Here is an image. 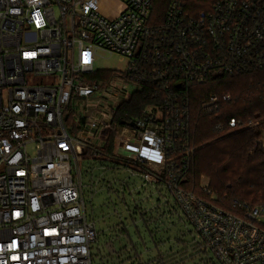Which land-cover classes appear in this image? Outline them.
Wrapping results in <instances>:
<instances>
[{
  "label": "built area",
  "instance_id": "built-area-1",
  "mask_svg": "<svg viewBox=\"0 0 264 264\" xmlns=\"http://www.w3.org/2000/svg\"><path fill=\"white\" fill-rule=\"evenodd\" d=\"M113 1L0 0V264H94V250L100 264L186 263L161 253L145 261L136 249L115 263L120 236L98 243L87 213L79 158L100 154L118 108L152 83L156 103L119 128L114 160L123 164L111 168L165 192L201 264H264V204L233 213L207 179L202 195L183 186L195 152L191 89L264 69V0H212L203 10L175 0L160 25L155 0ZM100 50L128 60L114 83L91 80ZM119 81L129 88L117 91ZM230 101L213 95L202 112ZM253 124L231 119L229 133Z\"/></svg>",
  "mask_w": 264,
  "mask_h": 264
},
{
  "label": "trees",
  "instance_id": "trees-1",
  "mask_svg": "<svg viewBox=\"0 0 264 264\" xmlns=\"http://www.w3.org/2000/svg\"><path fill=\"white\" fill-rule=\"evenodd\" d=\"M174 1L155 0L152 15L155 25L164 23L168 8ZM189 1L197 3L196 0ZM197 1L196 10H201V0ZM114 76V72L110 70L98 71L91 80L104 82ZM153 85H139V90L122 103L114 115L113 129L109 132L100 154L107 161H111L115 168L123 164L121 160H114L119 128L124 122H134L145 108L156 103L154 96L159 89ZM191 95L188 144L195 152L192 166L184 177L185 189L202 195L200 182L204 177L209 181L211 192L218 197V205L230 212L238 213L245 205L254 208L264 204V150L259 145L264 140V69L217 76L207 84L194 86ZM213 95L230 96L231 101L220 102L214 115L204 114L202 105ZM231 119L240 120L245 125L250 122L256 125L229 133ZM221 127L224 129L221 130ZM90 153L94 155L92 151ZM128 186L127 184L125 187ZM122 198L125 199L124 194ZM155 213L156 217L152 216L150 219L147 213H141L147 230L152 220L161 228L171 218H176L185 225L184 219L171 203H163V208L158 204ZM136 230L144 243L138 227ZM149 233L155 242L156 233ZM192 247L196 254L195 246Z\"/></svg>",
  "mask_w": 264,
  "mask_h": 264
},
{
  "label": "rangeland",
  "instance_id": "rangeland-1",
  "mask_svg": "<svg viewBox=\"0 0 264 264\" xmlns=\"http://www.w3.org/2000/svg\"><path fill=\"white\" fill-rule=\"evenodd\" d=\"M106 2L113 8L116 7L113 0H106ZM207 2H212V0L199 2L201 10L204 9ZM96 55L95 71L97 72L110 70L115 74L116 70L122 72L127 70L128 60H123L118 54H110L100 50ZM114 81L111 80L110 82L114 83ZM123 88L128 89L129 85L119 81L117 91L120 92ZM102 147L103 144L98 146L100 150ZM79 161L85 186L87 213L90 219L96 221V230L99 234L98 243L102 245L111 238L120 236V242L115 245L118 253L114 260L115 263L131 258L135 254L136 248L138 254H142L145 261L156 258L161 253L169 257L179 256V259L185 260V264H201L202 256L198 257L192 247L194 235L188 233V228L181 221L171 218L167 220L169 223L165 222L161 228L156 226L152 220L149 230H147L141 213H147L149 219L152 216L156 217V207L161 204L163 208V203L166 202L164 191L160 193L152 187H142L143 184L139 177H131L130 173L122 168L113 170L111 167L114 165L110 161H107L101 154H91L90 150L81 155ZM204 181L206 180L202 177L200 183ZM91 184H95L94 189L92 188V191L94 190L93 201H91ZM127 184L129 185L127 188L123 187ZM109 189L110 191H108ZM122 191L125 195L124 200H122ZM137 206L141 210L137 209ZM136 227H138L144 243L140 239ZM148 231L156 233L155 242L157 244L151 239ZM129 241L134 246L130 250L129 248L126 250L125 247ZM178 241L181 242L178 243ZM147 250L149 252H146ZM94 255V264H100L96 250H94Z\"/></svg>",
  "mask_w": 264,
  "mask_h": 264
},
{
  "label": "water",
  "instance_id": "water-1",
  "mask_svg": "<svg viewBox=\"0 0 264 264\" xmlns=\"http://www.w3.org/2000/svg\"><path fill=\"white\" fill-rule=\"evenodd\" d=\"M125 125V124H124ZM131 126L133 127V125L131 124Z\"/></svg>",
  "mask_w": 264,
  "mask_h": 264
}]
</instances>
